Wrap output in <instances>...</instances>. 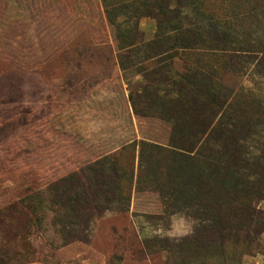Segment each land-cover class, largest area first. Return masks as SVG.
Here are the masks:
<instances>
[{
	"label": "rangeland",
	"instance_id": "rangeland-1",
	"mask_svg": "<svg viewBox=\"0 0 264 264\" xmlns=\"http://www.w3.org/2000/svg\"><path fill=\"white\" fill-rule=\"evenodd\" d=\"M122 148L130 192L98 203ZM54 180L60 246L20 202ZM0 264H264V0H0Z\"/></svg>",
	"mask_w": 264,
	"mask_h": 264
},
{
	"label": "trees",
	"instance_id": "trees-1",
	"mask_svg": "<svg viewBox=\"0 0 264 264\" xmlns=\"http://www.w3.org/2000/svg\"><path fill=\"white\" fill-rule=\"evenodd\" d=\"M162 11L163 14L158 20V28L155 33L156 39H160L161 37L168 38L175 43V46L177 45L178 48H181L182 51H187L186 49H188L189 46L186 43V40L189 31L187 28H182L180 14L174 8L165 7L162 8ZM155 44H157L156 41H154V46ZM168 54L169 56L174 55L171 51ZM182 54H184V52ZM179 79H181V77L173 78V82H179ZM175 122V120L172 122V128L175 127ZM138 148L140 152L138 157H140L141 151L145 148L149 149L151 155L159 153L162 154L163 158H170L173 154L183 158V153L189 151L179 148L177 150L181 153L178 154L172 151V149L148 143L143 140L139 142ZM171 148L174 149V146ZM126 149L122 148L118 151H113L104 155L103 160L107 161L108 171L110 172L111 177L107 175L106 180L101 179L98 182L96 180L97 186L100 187V190L96 191L98 203L100 199L103 202H107L108 193L113 194L114 197L118 196V194L121 195V193H123L124 197L128 196L132 181L133 156H131L129 160L123 161L120 157L121 154L127 153ZM97 163L98 162H95L94 164L86 166L85 169H90L99 175H104V167L97 166ZM68 186L69 185H67V187ZM73 186L76 187L77 190L82 187V184L77 180ZM66 191L73 192L74 190L71 187H68L67 190L62 189L59 181L54 180L20 199V202L30 213L34 226L45 241L51 246H60L65 242V226H67L66 218L71 219L75 217L76 213L74 210V204L79 203L80 201L79 196L77 197L75 193L74 196H67L65 193ZM77 191L81 192L84 190L81 188Z\"/></svg>",
	"mask_w": 264,
	"mask_h": 264
},
{
	"label": "clouds",
	"instance_id": "clouds-1",
	"mask_svg": "<svg viewBox=\"0 0 264 264\" xmlns=\"http://www.w3.org/2000/svg\"><path fill=\"white\" fill-rule=\"evenodd\" d=\"M183 234H186V233H181V235H183Z\"/></svg>",
	"mask_w": 264,
	"mask_h": 264
}]
</instances>
